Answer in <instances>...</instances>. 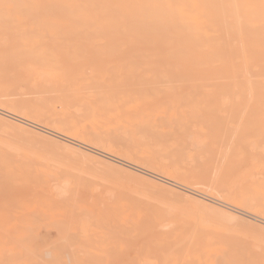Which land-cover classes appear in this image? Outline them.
<instances>
[{"label": "bare ground", "instance_id": "obj_1", "mask_svg": "<svg viewBox=\"0 0 264 264\" xmlns=\"http://www.w3.org/2000/svg\"><path fill=\"white\" fill-rule=\"evenodd\" d=\"M23 87L35 96L28 90L22 93L29 97L17 99L6 93ZM0 103L10 108L0 107L1 122L40 135L78 155L77 161L99 163L136 183H155L152 177L167 184L165 189L177 185L155 171L182 181L194 177L215 190L224 187L231 201L251 209L245 215L262 223L255 224L258 235L248 237L244 218L179 186L184 198L203 208L202 216L197 211L198 232L177 226L180 213L172 212L180 204L165 210H173L172 220L144 212L128 198L93 202L97 225L107 223L128 247L141 249L140 255L127 249L128 264H244L220 239L207 237V230L225 233L220 237L227 243L236 236L252 250L263 247L264 217L255 212L264 206V185L255 177L264 174V124H259L264 123V0H0ZM31 117L47 119L67 134L42 128ZM4 144L0 139V147ZM115 153L127 160L113 158ZM18 156L0 148V188L28 196V203L18 202L30 213L38 196L52 194L56 184ZM126 183L118 182L119 188H128ZM83 189L69 193L70 213L88 208ZM204 210L211 213L208 218Z\"/></svg>", "mask_w": 264, "mask_h": 264}, {"label": "rangeland", "instance_id": "obj_2", "mask_svg": "<svg viewBox=\"0 0 264 264\" xmlns=\"http://www.w3.org/2000/svg\"><path fill=\"white\" fill-rule=\"evenodd\" d=\"M21 88L20 90L17 89L18 91L14 88H10L7 89L6 93L10 95L9 98L17 99V98H21L24 95L23 94L24 90L26 94L28 93V91L30 92V90H28L25 87H23V89ZM26 94L24 95L25 97L29 94L30 97L35 96L33 92H30L27 95ZM16 95H18L19 97ZM1 106L6 108L7 110H10L9 105L0 103V107ZM12 112L17 115H20L18 111L15 112L12 111ZM32 119L38 121L41 124L40 127L42 128L52 127L56 131L55 133L57 134L66 133L64 131L54 128L51 125V123L48 122L47 119H43V120L41 119L38 120L35 118ZM259 124L263 125L264 123L259 122ZM6 129L11 131H7ZM0 130H1L0 139L5 143H7L4 144L3 147H0L1 149H4L5 151L12 154L16 153V157L17 155L20 156L21 154L22 156L20 157L22 161L24 162L27 161L28 163L30 162L37 169H40L43 172L47 173L46 174L47 177L53 178L54 179L53 182L56 184L55 186L56 189L50 192L52 194H43L42 196L40 195L38 196L40 198L36 199V201L38 202L33 208V211H31L30 213H25L24 211H22L23 205L20 206V202H18L19 201L18 199H24L25 200L24 202L28 203L29 202V200L27 199L29 198L28 196L24 197V195H22V198H19L18 196L15 195L17 193L13 192L10 188L7 187L8 188L7 189L5 188V186L3 188L2 187L0 188V208L5 209L6 212V213L0 212V264H128L129 261L128 258L132 254L131 251L133 252V254L137 252L140 255L141 249L139 248L137 249L138 246L134 244L136 245V249L138 250V251L137 250L134 251L135 247L133 243H132L133 246L130 245L131 247H128V245H126L121 240V236L119 232H117L114 228H111L106 222H105L106 224L100 223L99 225H97L96 218L98 216L96 215L97 214L96 208L92 205V203L93 202L105 203L106 201L110 202V200L124 201L126 198H128L133 201H138L141 207H143L144 212H149L150 214L156 215L159 218L162 215L161 217L162 219H165L164 217H166V219L170 217L173 218L176 217L174 216L176 215V213L177 214L180 213V216L177 215V217H179V220L177 219V217H176L177 220L175 218L174 219L170 218V219L176 220L177 224L180 222L177 226H179L182 229L187 230L188 228V230L190 229L193 232H198L201 229L198 219L200 216L197 213L198 208L200 207L192 204L187 198H184V196L180 194V190L181 191L183 190L180 189L179 187H183L184 189H186L184 191L188 192L189 194L195 193L207 197L212 200V201L207 200L211 204H214L230 213H234L235 215L241 216L242 218H244L246 221L249 222L245 224L247 225L246 227H249V229L251 230V231H247L248 237L258 235L257 232L254 233L253 231L257 230L255 224L257 223L259 224L260 222L258 220L260 219L254 216L245 215L246 214L245 212L251 211V209L245 205H242L243 203L238 204L234 201H231L229 197H227L228 193L224 187L220 186V188L215 190L209 187L210 185L207 183L204 184L205 187L202 184L203 182L201 184L195 183V181L198 180L194 177L193 179L182 181L178 178L175 179L172 176L169 177L168 175H165L162 172L160 173L155 171L157 173L155 174V176L171 182L174 181L175 185L179 186V187L172 186V189L175 190L174 193H172L173 191H171L172 189L169 186L167 187V189L163 187L165 183L152 177L149 178V176L147 175H146L147 178H149L150 181L155 180V183L140 182V181L136 183L134 181L136 179L134 178L132 179L131 177L128 178V176L126 175L116 176V174L113 173L111 168L108 170L106 169L107 167L103 165L101 166V164L99 163H97L96 165V163L93 162L91 163V161H87L85 158L83 159L82 157H80L81 162L80 159H78L77 161L78 155L72 154L70 152L67 153L66 149L51 143L47 139L45 140L44 137H43L44 139L41 138L42 141H40L41 140L39 139L40 135L30 133L27 131H19L16 128L12 126H8L1 121H0ZM4 133L5 134L7 133L11 137L4 135ZM69 135L73 136L72 134ZM37 138L39 140H37ZM43 140H45V142ZM80 141L90 144L91 147L90 146L89 147L94 150H97L102 153H104L103 151H105L103 148L96 147L93 144L88 143L87 141H83L82 139H80ZM262 146H264V142ZM5 148H9V149H5ZM10 148H12V150ZM15 150L18 151V154L17 152H15ZM113 155L114 156L111 155L113 158H116L121 161H124L123 159H126L123 156L116 153ZM73 158L76 160H74ZM128 161L129 162L126 163L129 165L132 166H135V164L139 165L137 161H133V160L132 161L128 160ZM123 167L128 168L126 166ZM78 168L79 169L83 168L82 170H85L86 172L82 174ZM141 169L151 174L153 173L152 171H154L153 168H151V166H142ZM211 170L213 172H211V175L210 174L209 175L214 176L212 175V173H214L213 168ZM98 176H103L106 177L107 179L103 181ZM255 178L260 184L264 185V174L259 173V175L257 174ZM156 180L158 182H156ZM208 180L210 182L211 179L209 178ZM111 181L113 183L116 181L117 183L112 184ZM128 181L130 182L129 183L130 185L128 184L129 186L127 185L126 186L130 188L128 189L123 186L126 189L124 191L128 190L127 193L124 192L123 194V189H122L123 187L121 186L120 189L119 188L120 186H118L119 185L118 182L128 183ZM99 182L103 183L106 187L102 185L104 186L103 188L101 185H99ZM156 183L162 185L159 186L156 185ZM108 184H110L111 186ZM166 185L167 184H165L164 186ZM207 185L210 191L206 190ZM83 186L85 187V189L81 190V193L85 190V192H83L85 193V195L83 193L82 194L80 193L81 194L80 196L82 199L83 198L87 199L88 208L83 210V212L79 214L70 213L72 211H70L65 204V202L69 199V193H71L72 191H76L77 187L84 188ZM95 188H97L96 191L93 190ZM9 189L11 190V192L9 191ZM213 190L215 191V193ZM129 191H138L139 194L137 195L138 197L136 195L134 196L132 193H128ZM145 193H148L150 195V196L147 195L148 199L146 198ZM204 193L211 194V196L210 195L207 196ZM14 195L16 197H14ZM149 197H151L150 199H153L154 201L150 200ZM185 199H187L188 201ZM157 200H159L158 203ZM213 201H217L222 205L215 203ZM1 203L3 204V206ZM187 204H190V206H188ZM169 205L173 209L175 208V206H179V207L182 206L184 208H187V210L189 209L191 210V208H193L192 210H194L196 209V207L197 209L194 211L193 214L191 213L192 210L188 212L184 208H183L184 210L183 209L181 210L179 207H177L178 209L175 208L174 211L171 210L173 211L172 213L175 214L172 215L171 213L170 215L169 213L170 210H168L167 214L165 213L167 212L165 210L170 208ZM191 205H193V207ZM161 208L164 209L162 210ZM200 209H199V214L202 216L203 212L201 211L203 208L201 210ZM15 210L21 211L23 213L22 214L21 212L16 213ZM256 210L257 211L255 213L257 215L264 217V206L257 208ZM195 213H197L196 214L197 216L195 215ZM204 213H207L204 214L206 218H208L209 214H211L210 212H206L205 210ZM168 214L170 216H166ZM182 214L184 215V217H182L183 216ZM106 216L107 213L105 217ZM185 217L189 218L191 222L189 221V219ZM105 221H108V218H105ZM192 226H193V230H192ZM196 227L198 228L196 229ZM201 232L204 233L202 230ZM248 232H252L253 234ZM204 234L207 237H212V238L217 237L218 239H220L226 245L227 250L230 253L240 257L241 261H244V264H255V263L264 264V249H262L264 248L263 243H262L263 247L261 245L259 246L258 244L256 245L257 247H255L257 250L256 249L252 250L251 246L248 244L245 238H241L243 239L242 242L243 244H240L241 242L238 239V237L234 236V239L236 241L238 240V242L237 244L236 243L232 244L234 243L235 240L232 238L233 236L230 237L231 234L230 236L227 235L228 233L226 235L228 239L232 238L231 240H234L232 241V243L230 242L231 240H229L230 243H227L228 240H225L226 239L225 236H224L225 239L222 236L220 237V235H224L225 233L215 236L214 233H211L210 230L209 231L207 230L205 231ZM116 239H118L119 241H117ZM247 239L249 240V238ZM120 241H122L123 243L121 244L122 246L118 244L120 243ZM250 244H253V246H255L254 245L255 243L253 241ZM128 248L130 250L133 249L129 251L131 253L129 257H127L128 254L126 252ZM141 252L143 253V251ZM142 255L144 256L146 254L144 253ZM149 255L152 256L153 254H149Z\"/></svg>", "mask_w": 264, "mask_h": 264}]
</instances>
